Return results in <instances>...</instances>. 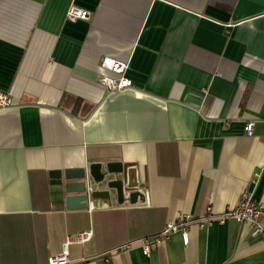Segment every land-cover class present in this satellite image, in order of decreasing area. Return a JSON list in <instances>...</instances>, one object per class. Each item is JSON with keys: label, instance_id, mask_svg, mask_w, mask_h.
Here are the masks:
<instances>
[{"label": "crops", "instance_id": "obj_1", "mask_svg": "<svg viewBox=\"0 0 264 264\" xmlns=\"http://www.w3.org/2000/svg\"><path fill=\"white\" fill-rule=\"evenodd\" d=\"M106 57L133 87L108 90ZM0 90V264H47L82 230L69 264H264L221 221L244 191L264 204V0H0ZM95 162L133 169L144 200L68 209L52 172ZM181 214L188 242L144 254Z\"/></svg>", "mask_w": 264, "mask_h": 264}, {"label": "built area", "instance_id": "obj_2", "mask_svg": "<svg viewBox=\"0 0 264 264\" xmlns=\"http://www.w3.org/2000/svg\"><path fill=\"white\" fill-rule=\"evenodd\" d=\"M89 12L73 7L68 11V17L71 19L82 18L86 19L89 17ZM102 66L115 73V76H102V81L106 84L109 91L121 90L125 88L133 87L131 78L126 76L125 72L128 69V63L118 61L116 59L106 57L102 62ZM12 104V98L9 94L0 90V106H10ZM254 122H248L245 125V131L247 134L252 135ZM92 189V188H91ZM90 189V190H91ZM89 190L88 199L89 207L93 206L94 199L91 197ZM264 204L258 201L254 194L249 191H244L239 203L225 212L221 217V221L224 222L228 219H237L242 222H246L251 227V233L254 237H259L264 242ZM189 221V215L181 214L175 220H171L167 223L162 233L154 237L142 238L140 242L143 245L144 254H149L153 246L161 242L162 240L169 237L174 231L182 230L183 239L188 242V231H186V225ZM92 236L91 230H82L75 235H67L66 240L62 246V250L48 259L47 264H69L71 262L69 245L71 243H84L88 241Z\"/></svg>", "mask_w": 264, "mask_h": 264}, {"label": "water", "instance_id": "obj_3", "mask_svg": "<svg viewBox=\"0 0 264 264\" xmlns=\"http://www.w3.org/2000/svg\"><path fill=\"white\" fill-rule=\"evenodd\" d=\"M133 171L120 162H95L89 167L76 170L53 171L52 176L54 183L60 186L59 193L68 209H86L89 207L88 194L91 188L93 199L110 201L112 192L115 191L120 203L126 199L127 193L131 202L138 198L144 200Z\"/></svg>", "mask_w": 264, "mask_h": 264}]
</instances>
